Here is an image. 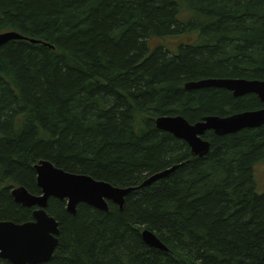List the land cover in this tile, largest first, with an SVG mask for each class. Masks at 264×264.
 Here are the masks:
<instances>
[{
    "label": "trees",
    "instance_id": "1",
    "mask_svg": "<svg viewBox=\"0 0 264 264\" xmlns=\"http://www.w3.org/2000/svg\"><path fill=\"white\" fill-rule=\"evenodd\" d=\"M6 31L39 42L0 46V220H33L10 187L39 194L41 159L120 187L178 165L127 194L121 209L80 203L71 214L50 198L58 245L42 264H264V193L254 177L264 125L208 131V153L192 156L154 122L264 107L255 94L184 87L264 80V0H0ZM144 229L167 250L147 245Z\"/></svg>",
    "mask_w": 264,
    "mask_h": 264
},
{
    "label": "water",
    "instance_id": "2",
    "mask_svg": "<svg viewBox=\"0 0 264 264\" xmlns=\"http://www.w3.org/2000/svg\"><path fill=\"white\" fill-rule=\"evenodd\" d=\"M16 39L39 42L18 32L6 31L0 33V46ZM184 87L186 90L225 88L231 91L234 97L255 94L264 103V80L260 79L206 78L186 82ZM154 122L158 129L186 142L193 156H204L210 149V142L204 138L206 132L213 131L216 135H225L244 128L260 127L264 125V107L232 113L225 117L205 116L194 123L178 115L159 116ZM177 167L178 165H174L154 172L139 185L120 187L90 175L68 172L49 161L39 160L34 165V170L40 193L32 194L24 186L11 190V196L16 203L34 208L33 220L22 223L0 220V259H6L11 264H42L51 259L58 245L59 221L46 211L50 198L65 200L66 210L71 214L76 213L80 203L107 211L108 202H112L121 209L127 194L167 177ZM141 237L150 247L167 250L155 233L144 229Z\"/></svg>",
    "mask_w": 264,
    "mask_h": 264
},
{
    "label": "rangeland",
    "instance_id": "3",
    "mask_svg": "<svg viewBox=\"0 0 264 264\" xmlns=\"http://www.w3.org/2000/svg\"><path fill=\"white\" fill-rule=\"evenodd\" d=\"M192 39L193 36L183 35L181 38H179V41H190ZM177 40V38L172 40L170 38L169 41H171V43H175L177 42ZM254 177L258 187V191H260V193H264V160L254 166ZM13 187L16 186H11L10 189H12Z\"/></svg>",
    "mask_w": 264,
    "mask_h": 264
},
{
    "label": "flooded vegetation",
    "instance_id": "4",
    "mask_svg": "<svg viewBox=\"0 0 264 264\" xmlns=\"http://www.w3.org/2000/svg\"><path fill=\"white\" fill-rule=\"evenodd\" d=\"M16 187H18V186H16ZM16 187H13V188H16ZM13 188H12V189H13ZM12 189H11V190H12ZM10 195H11V191H10ZM11 197H12V196H11Z\"/></svg>",
    "mask_w": 264,
    "mask_h": 264
},
{
    "label": "bare ground",
    "instance_id": "5",
    "mask_svg": "<svg viewBox=\"0 0 264 264\" xmlns=\"http://www.w3.org/2000/svg\"><path fill=\"white\" fill-rule=\"evenodd\" d=\"M38 43V42H37ZM51 46V45H50ZM244 112V111H243ZM238 113H240V112H238ZM180 116V115H179ZM217 116V115H216ZM193 156V155H192Z\"/></svg>",
    "mask_w": 264,
    "mask_h": 264
}]
</instances>
